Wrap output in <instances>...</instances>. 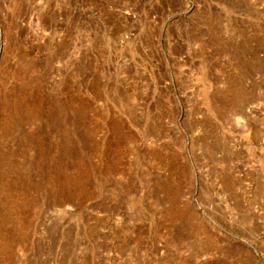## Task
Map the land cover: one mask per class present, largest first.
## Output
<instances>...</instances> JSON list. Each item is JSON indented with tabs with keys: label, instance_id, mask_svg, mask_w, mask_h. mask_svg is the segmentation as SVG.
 Instances as JSON below:
<instances>
[{
	"label": "rangeland",
	"instance_id": "obj_1",
	"mask_svg": "<svg viewBox=\"0 0 264 264\" xmlns=\"http://www.w3.org/2000/svg\"><path fill=\"white\" fill-rule=\"evenodd\" d=\"M0 264H264V0H0Z\"/></svg>",
	"mask_w": 264,
	"mask_h": 264
}]
</instances>
